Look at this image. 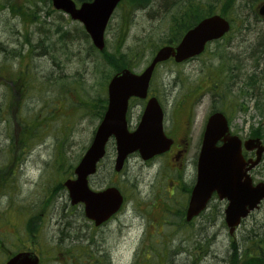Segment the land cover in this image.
<instances>
[{"label": "rangeland", "instance_id": "rangeland-1", "mask_svg": "<svg viewBox=\"0 0 264 264\" xmlns=\"http://www.w3.org/2000/svg\"><path fill=\"white\" fill-rule=\"evenodd\" d=\"M1 1H9L13 7H20L24 15L16 17L9 11L8 4L0 12V44L10 52L20 53V56L12 58L8 56L9 52L8 61L4 62L6 52H0V63L4 62L0 64V69L5 68L6 74L11 71L14 76L26 65L33 75L34 86L24 96L18 92V104H15L12 92L0 84V226L10 230L18 215H23L27 210H39L47 194L48 207L45 210L44 224L51 230L44 234L45 248L50 251V257L47 258L50 261L45 264H53L52 260L62 256L56 253L57 232L53 231L56 228L57 215H51L59 199L55 197V193L52 196L49 193L57 184L71 178L72 169L91 142L99 121L94 103L96 105V101L106 96V91L99 84L109 68L102 62L101 57L95 56L91 41L80 34L81 24L52 7L55 12L51 11L49 3L43 2L45 0ZM140 2L132 10L131 2L124 1L114 12L105 31L108 51H112L120 24H124V20L128 26L125 48L146 38L154 41L157 47L161 45L159 41L167 34L166 22L172 9L164 5L163 0H153L146 8ZM259 3L260 1L255 2L254 6ZM232 18L235 29L229 37V43L225 45V50L217 49L218 46L212 43L196 59L178 65L172 62L160 65L152 78V91L165 109V127L169 128L171 120L176 119V107L180 102L185 111L191 113L190 128L185 138L190 145L185 155L188 163L195 154L206 119L216 106L208 92L210 83L206 79L209 70H214L209 69L212 68L210 65L216 66L219 63L216 51H225L231 64L237 62V83L242 73L256 69V61L248 57V53L253 44L257 43L259 34L264 32V21L252 23L249 31L243 32V29H239L241 16L238 18L235 13ZM63 31L69 32L66 44L59 40ZM31 48L32 52L29 53ZM149 53L150 50L134 72L139 73L147 65L151 58ZM41 83L46 85L43 89H40ZM142 111L138 102L130 103L128 124L131 128L138 123L137 116ZM224 112L231 121V128L241 137H250L252 130L258 128V118L250 117L253 111L246 115L236 111ZM186 115L180 112L177 117L182 119ZM31 120L36 125L33 130L34 137L30 140L26 137L25 146L22 147V144L20 148L19 142H22L27 122ZM259 122H264V119ZM114 158L115 149L110 142L105 167L100 164L98 178L90 181L93 189L109 185L110 181L119 182L128 206L131 205L124 215L125 220L121 219V222L129 224L128 228L113 224L102 230L98 237L100 242V239L105 240L104 249L110 252L114 260L120 264H228L226 261L230 236L227 228L221 226L223 216L220 218L210 212L202 217L204 220L197 219L189 231H173L170 226L169 223L174 221L173 215L165 213L164 208L170 209L175 201L179 202L182 193L175 190L172 197L168 196L171 192L168 185L174 179L167 161L156 170L147 171L138 156H130L122 171L114 173ZM69 167L72 169L69 170ZM191 169L187 164L185 183L191 180ZM259 171L257 178L264 177V162L259 166ZM3 178L13 185L10 189L2 187ZM60 200L61 206L68 203L67 192ZM213 205L216 210L218 205ZM260 209L242 222L233 235L235 239L250 229L261 231L264 228V207ZM137 214H142L143 220H139ZM163 216L168 218V224L156 226ZM72 218L74 226L82 228V231H71L70 237L81 234L96 235L95 229H90L93 226L84 217L81 218L80 212H76ZM143 226L146 231L140 230ZM162 228L163 231H160ZM40 235L36 240L40 238L43 243V235ZM140 238H143L140 249L153 253L148 261L133 262V252L137 244L140 246ZM6 239L10 240L11 237L6 235ZM80 245L81 242L77 240L64 243L58 251L63 249L66 252L62 256V262H68L67 259L72 258ZM196 245L204 247L201 249L204 252L196 251ZM178 247L185 252L177 254L181 252L176 250ZM204 253V260H200Z\"/></svg>", "mask_w": 264, "mask_h": 264}, {"label": "water", "instance_id": "water-1", "mask_svg": "<svg viewBox=\"0 0 264 264\" xmlns=\"http://www.w3.org/2000/svg\"><path fill=\"white\" fill-rule=\"evenodd\" d=\"M121 0H91L76 7L72 0H51L55 10L68 14L80 22L92 45L103 50L107 23ZM264 19V4L257 7ZM230 30L229 22L219 15H212L189 29L176 46H163L150 63L139 73L123 69L114 74L107 86V106L103 117L93 133L91 142L73 170L74 178L64 182L71 205L83 204L84 215L96 226L115 214L122 204V196L114 187L100 191L89 188V178L96 173L98 163L106 155L110 139L114 141L115 158L113 170L120 172L126 159L137 153L146 161L166 152L172 140L162 129V110L154 97L145 106L140 121L133 131L128 130L126 113L131 98L144 100L155 66L172 58L181 63L200 55L207 43L222 38ZM220 143V145H218ZM242 148L255 151V159L246 162ZM264 146L259 139L242 141L230 135L226 117L216 112L205 124L200 151L197 158V174L191 191L186 221L197 216L215 193L219 200H226L224 221L229 234H233L241 221L259 208L264 200V183L255 186L247 171L260 162ZM248 165V166H247ZM6 264H38L33 253H19Z\"/></svg>", "mask_w": 264, "mask_h": 264}, {"label": "trees", "instance_id": "trees-1", "mask_svg": "<svg viewBox=\"0 0 264 264\" xmlns=\"http://www.w3.org/2000/svg\"><path fill=\"white\" fill-rule=\"evenodd\" d=\"M75 2H84L90 0H74ZM127 2H131L132 10L136 9V6L140 1L143 3L141 6L146 8L151 4L153 0H124ZM121 2V5L124 3ZM163 0L164 5L169 6L171 8V14L168 22H166L167 26V34L164 36L162 40H160V46H156V43L151 39H143L138 41L131 47L125 48V39L128 33V26L126 20H124V24H120V31H118V37L114 45H112V51H108L105 46L102 51L97 50L91 45V49L94 51L93 53L97 57H101L102 62L109 68V71L104 75L103 80L100 82L99 86L102 87V90L106 91L107 84L111 77L121 71L122 69L134 70L139 67L141 62L144 60V57L148 50H150V55L152 56L154 52L161 47L162 45H175L177 44L183 34L192 28L198 21L201 19L214 15L220 14L222 17L226 18L231 23V29L226 34L224 38L214 42L220 50H225L226 43H229V37L234 32L235 29L234 19L232 15L236 13L238 18H240L241 24L239 29H243V32L249 31L248 29L252 25V23H257L259 21H264L257 14L256 7L254 6L255 2L260 1V3H264V0ZM0 0V12L6 7L8 4L9 11L16 15V17H22L24 15L23 12L20 11V7H13V4L9 1ZM43 2L49 3V9H51V0H45ZM259 3V4H260ZM217 5H219L217 7ZM152 6V5H151ZM249 9H248V8ZM170 10V9H169ZM51 11L55 12L51 9ZM241 32V31H240ZM239 32V33H240ZM68 31H63L60 36V41L66 44V39L68 35ZM80 34L85 39H89L83 28H80ZM120 34V35H119ZM116 38V37H115ZM71 39V38H69ZM222 43V44H221ZM158 44V45H159ZM254 46L251 48V51L248 53V57H252L253 60L256 61L254 64V68L258 70H253L248 73H242L240 75L239 87L235 89L233 87V81L237 83L238 80V67L237 62L235 64H231V59L229 56H226L225 51H216V57L219 60L218 65L212 66L210 65L209 73L206 75V79L210 83V87L208 92L213 98V104H215V108L213 111H236L238 113L250 114V111H253L251 118L258 120L264 119V85L258 80V77H261L264 80V32L260 33L257 39V43L253 44ZM0 44V52H6L4 57V62L8 61V51L4 49ZM207 51V49H206ZM205 51V52H206ZM32 52V48L29 53ZM28 53V56H30ZM1 54V53H0ZM204 54V53H203ZM9 57H17L20 56L18 51H11L8 55ZM247 57V58H248ZM98 60V59H97ZM254 61V62H255ZM4 62L0 63L1 65ZM96 64V63H95ZM96 70H98L97 64ZM5 68L0 69V84L7 87V89L12 92L15 104L17 99V93L19 92L22 96H24L31 87L34 86L33 83V75H31V71L27 68L26 65L22 67L19 72L15 73L13 76L10 72L7 74L4 72ZM1 71L3 74H1ZM215 72V74H213ZM46 85L41 83L40 89H43ZM103 91V92H104ZM19 95V96H21ZM106 96L101 97L99 101H96V105L94 103V107L97 110V119L100 120L106 109ZM11 105V104H10ZM225 113V112H224ZM31 120L27 122V126L25 128V133L22 138V142H19L20 148L25 146L26 140L34 137L33 130H35V123ZM258 121V123H260ZM253 137H259L264 141V129H253L252 130ZM27 137V139H26ZM107 161L106 158L100 163L104 167ZM100 166V165H99ZM99 168V167H98ZM72 167H69V170ZM73 170V169H72ZM99 171V169H98ZM93 177V179L98 178L97 174ZM72 174V172L70 173ZM6 177V176H5ZM5 178L2 180V187L9 188L13 186L11 182H7ZM62 188L61 184H57L49 194L52 196L58 189ZM7 188V189H8ZM264 207V203L261 208ZM261 210V209H260ZM211 212L215 213L218 217L221 218V211H217L212 208ZM224 223L222 222V226ZM202 246H195L194 249L199 251L203 249ZM200 249V250H199ZM228 264H264V228L260 231V229H250L246 231L243 235H240L239 238L235 239L233 236H230V242L228 245ZM204 252V250H203Z\"/></svg>", "mask_w": 264, "mask_h": 264}, {"label": "flooded vegetation", "instance_id": "flooded-vegetation-1", "mask_svg": "<svg viewBox=\"0 0 264 264\" xmlns=\"http://www.w3.org/2000/svg\"><path fill=\"white\" fill-rule=\"evenodd\" d=\"M213 101V99H212ZM146 101L138 102V104L141 105V110L144 108ZM160 103V102H159ZM160 106L163 111V131L165 133V136L172 140V144L170 148L164 152L163 154L153 157L147 161L141 160V164L148 170H156L158 166L163 164L164 161H167V163L171 167V172H173V179L168 186L171 189V192L168 193L169 197L173 196V192L175 190L180 191L182 195L180 196L179 202L175 201V205L169 208H164L165 213H170V215H173V220L170 222V226L172 227L173 231H189V228L192 227V224L197 219L204 220V216L210 214L213 204H217L219 211H221V214L223 215L224 209L227 206V202L225 200H219L214 195L210 199V201L207 203L206 208L202 210L197 216L192 218L190 221H186V211L188 208V203L191 195V191L194 187L195 181H196V174H197V158L201 147V141L203 136V130L200 134V140L198 143V146H196L195 154L193 155V158L189 161V163L186 161V152L188 151L190 145L187 142L186 134L189 131L190 128V122H191V113L188 114V111L184 109L182 103L177 105L176 109V119H172L171 123L168 126L165 127L164 125V119H165V109H163L162 104L160 103ZM184 113V115L188 114V116H184L182 119H178L179 113ZM172 113H174L172 111ZM190 115V116H189ZM139 116V117H138ZM137 116V120L140 118V115ZM127 119H128V113H127ZM139 121V120H138ZM173 123V124H172ZM228 123L231 128V121L228 119ZM137 124V123H136ZM133 130V128L130 127V130ZM257 129H264V122L259 123ZM230 134L232 135H238L242 141L250 138H255L250 135L248 138L241 137L237 132H235L231 128ZM259 138V137H258ZM262 144L264 145V141L261 139ZM220 144V143H219ZM242 157L243 159L248 162L249 160L255 159V151H247L244 148H242ZM132 156H138V154L132 155ZM139 157V156H138ZM264 162V153L261 156L260 163L249 169L247 171V174L252 182L253 185H257L259 183H264V177H259L260 171L259 166L261 163ZM187 164L188 166H191V170L189 172L190 175V182L185 183L184 177L186 176L187 172ZM248 166V165H247ZM175 182V183H174ZM174 183V184H173ZM91 184V182H90ZM119 182L116 181H110V187H116L121 195L123 196V203L118 210L117 213L110 216L108 220H106L104 223H102L99 226H95L93 222L88 221V223L93 226L90 229H95L97 232L94 236H87V235H78L74 237H70L71 231H82V228L74 226L73 218L76 212L81 213V218L84 217V207L82 204L78 205H70L69 202L61 206V200L60 198L64 193L66 194V190L62 186L60 189L55 192V197H58L59 200L56 201V207L53 208L52 216L57 215V220H55L56 228H52L53 231L57 232V239H56V245L58 249L56 250L57 254H61L62 256L66 254L65 250L61 249L60 247L64 245V243L68 242V240H77L81 242V247L78 248L75 252V254L72 256L71 259H67L68 262L64 263L62 262L63 258L62 256L56 260H52L51 262L53 264H120L118 261L114 260L110 256V252L104 249L105 240L100 239L99 236L100 233H102V230L105 228H110L111 225L117 224V226L121 225L122 227H127L129 224L121 222V219H124V215L127 213V210L131 208V205L127 201V198L124 196V191L122 188L118 185ZM62 185V184H61ZM139 194V193H138ZM47 195V194H46ZM46 195L44 196V199L41 202L40 209L36 210V212H33L31 210H27L23 212V215H18L17 221L15 224H13L10 228V230L5 229V227L0 226V264H6L8 260H10L12 257H14L16 254L19 253H33L38 257V264H45L48 263L47 258L50 257V251L45 248L46 242H44V234H46L47 230H51V228H46L44 224V216H45V210L47 209V201H46ZM140 196V195H139ZM50 197V196H49ZM141 197V196H140ZM216 209V210H217ZM79 210V211H77ZM163 213V212H162ZM18 214V212H17ZM139 220H143L142 214H137ZM162 220V221H161ZM160 223L156 224V226H162L165 224H168V218L166 216H163ZM1 225V224H0ZM141 225H144L141 223ZM80 226V224H79ZM222 226V225H221ZM225 227V224L222 226ZM128 228V227H127ZM183 229V230H182ZM202 229V228H201ZM100 230V231H98ZM141 231H146L145 226L143 228H140ZM203 230V229H202ZM160 231H163V228L160 229ZM204 231V230H203ZM4 236H3V235ZM43 235V243H41V239L39 238L36 240L37 237ZM8 235L11 237L10 240L6 239L5 236ZM126 241L128 240V237H126ZM142 240L140 238V246L138 244L136 245V249L133 252V262H136L137 260H143L148 261L149 258H151V255L153 251L148 252L147 250L140 249L142 245ZM139 243V241H138ZM63 244V245H62ZM176 250L181 251L177 254H182L185 251L181 250V247L176 248ZM200 250V249H199ZM166 254V251H164ZM199 252V251H198ZM197 252V253H198ZM200 252H203L200 250ZM189 253V251H188ZM164 254V255H165ZM144 255V258H143ZM167 255V254H166ZM140 256V257H139ZM205 253L203 257L200 260H204ZM47 259V261H46ZM189 259V257L187 258ZM167 261V259H166Z\"/></svg>", "mask_w": 264, "mask_h": 264}, {"label": "bare ground", "instance_id": "bare-ground-1", "mask_svg": "<svg viewBox=\"0 0 264 264\" xmlns=\"http://www.w3.org/2000/svg\"><path fill=\"white\" fill-rule=\"evenodd\" d=\"M255 70H258V69H255ZM258 80L261 82V83H263V80L261 79V77H258ZM235 85H233V87H235V89H237V87H239V85L241 84V83H234Z\"/></svg>", "mask_w": 264, "mask_h": 264}]
</instances>
